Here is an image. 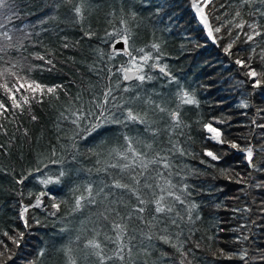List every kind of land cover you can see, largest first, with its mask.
<instances>
[{"label": "trees", "instance_id": "16d2710c", "mask_svg": "<svg viewBox=\"0 0 264 264\" xmlns=\"http://www.w3.org/2000/svg\"><path fill=\"white\" fill-rule=\"evenodd\" d=\"M162 3L5 0L0 5V101L11 107L3 86L15 90L29 78L59 86L51 95L45 92L42 104L39 95L33 100L30 91L17 92L23 114L13 108L0 119L8 133L0 130V238L15 249L3 232L27 233L9 264H25L42 246L48 255L41 264H189V259L191 264H243L219 251L245 248L250 264H264V188L241 191L245 185L235 182L240 178L236 173L247 177L250 169L235 150L219 162L201 163L209 161L205 148L227 149L205 138L202 122L228 120L215 126L246 145L240 137L249 136L256 109L264 108V90L251 97L253 107L238 108L251 91L247 85L234 87L244 79L242 72L217 46L204 41L187 0H167L175 18L171 23L169 17L156 15ZM241 7L230 5L229 11ZM78 8L82 18L75 14ZM262 8L258 0H248L245 18L251 13V18L264 19L259 16ZM125 36L130 37L128 53L109 54V45ZM160 41L166 53L162 63L195 92L198 107L179 102L176 84L169 86L170 80L158 71L150 45ZM145 46L148 51L142 50ZM234 51L247 55L250 47L238 44ZM41 55L53 64L37 59ZM258 65L257 57L254 67ZM131 67L145 80L123 84L122 70ZM22 96L32 101L30 108ZM257 119L264 123V117ZM251 132L252 143H264L262 130ZM261 158L264 154L256 157ZM28 171L32 175L17 185L15 179ZM254 177L253 183L264 181V173ZM42 178L58 182L46 188L38 183ZM41 192L42 207L29 208L30 228L25 229L18 219L20 204H34ZM194 202L196 211L191 209ZM245 206L252 209L257 226L239 244L235 237L240 233L232 229L244 222L243 213L233 209ZM94 242L100 247H93ZM177 242L192 250L189 258L171 246Z\"/></svg>", "mask_w": 264, "mask_h": 264}, {"label": "snow or ice", "instance_id": "6c2138e0", "mask_svg": "<svg viewBox=\"0 0 264 264\" xmlns=\"http://www.w3.org/2000/svg\"><path fill=\"white\" fill-rule=\"evenodd\" d=\"M4 2L5 0H0V5H2ZM187 2L188 11L191 13L192 20H194L200 26V31L203 35L204 41L206 43L210 42L213 46H217L220 49L222 55L226 59L230 60V62L237 66L242 72L244 79L236 81L234 87L241 89L245 88L246 85L250 86L251 91L245 92L244 96L238 101L237 107L240 109H249L250 107H253L251 97L256 94L257 90H264V46H262V42H264V19L251 18V13L248 14L247 18H245L244 10L248 7V0H235V3H233V0H227V2L226 0H187ZM258 3L264 5V0H258ZM166 4L167 0H164V3L157 6L158 12L156 15L169 17V23H171L175 18L171 16ZM237 4H241L243 7L236 8L234 11L230 12L229 6L231 5L235 8V5ZM75 14L82 18V13L79 8L76 9ZM259 16L264 18V8L260 10ZM41 23H45V21H42ZM166 29L169 31V33H171L170 28H167L166 26ZM88 38L91 39V33L88 34ZM189 39L192 38L189 37ZM129 41V36H125L122 39H117L111 43V49L118 55H123L125 46L129 44ZM119 43L123 44L124 47L122 49L116 48V44ZM238 44L249 45L250 51L247 55H245L244 52L237 53L234 51ZM200 46L201 45L197 43L196 47L199 48ZM64 47H69V44L65 42ZM164 47L165 45L163 41L153 42L150 45V48L153 50L150 53V56L156 58L158 71L164 75L165 79L170 80L169 86H171L172 83L176 84L178 88L177 97L179 102H182L184 106L198 107L199 100L197 99L195 92L181 85L179 79L169 69V65L167 63H162L166 57ZM142 50L148 51L147 46H145ZM257 57L259 60V65L254 67ZM37 59L44 61L45 64L49 66L53 64V61L51 59H47L44 55L37 57ZM113 59H115V57H113ZM161 64L162 66H160ZM38 67L40 70H44L43 65ZM35 70L36 68L33 69V71ZM48 70L52 69L49 68ZM0 76H3V73H0ZM133 78L144 81L146 77L144 75L136 76L135 74H125L124 76L125 81L131 80ZM147 78L151 79L152 77L149 76ZM58 87L59 86L55 85H44L41 82L32 80L31 78H29L28 82H18V87L15 90L9 88L7 85H4L3 90L7 94V100L11 102V107L8 104L0 101V119H3L13 108L21 109V115L23 114L22 106L17 100V92L28 90L32 93L33 100L37 95H39L40 100L38 102L42 104L44 102L43 98L45 92H47L48 95H51L58 91ZM21 98L23 103L28 105L30 108L32 101L29 100L28 96H22ZM257 117H264V108H257L256 116H254L251 120V128L260 129L262 130V133H264V123L258 122ZM32 119H36L34 114L32 115ZM228 123V120L221 118H213L212 122H202V129L207 134L205 138L212 141L216 145H227V149L214 151L205 148L203 151V156L209 158V161L201 160V163H209L210 161L219 162L223 160L225 156L230 154L229 150H235L242 154L243 161L245 162L247 168L250 169V171L247 173V177H244L240 173H236V176L240 178L235 179V182L237 184L243 183L245 185L241 191L247 194L251 187H255L257 189L264 188V181L253 183L255 179L254 173H264V158L256 159L258 155L264 154V143H260L259 141H257L255 144L252 143V140L255 138V134L251 132V128L249 136L240 137V139L248 141L246 145H242L236 140L229 139L221 128L215 126L216 124ZM0 130H3L5 135L8 134L3 124H0ZM260 140L264 141V134L260 135ZM0 147H3V145H0ZM227 171V169L222 170V173L226 174ZM31 175L32 173L30 171H28L27 174H21L15 179V183L17 185H23L25 180H27ZM227 178L231 179V177ZM55 182L58 181H53L48 178H42L38 181L39 184L45 186L46 188L48 185ZM113 187L117 186L113 185ZM43 195V192L37 195L35 197V203L31 205H25L23 202H21L18 219L23 222L25 229L30 228V222L27 216L29 208L42 207L41 197H43ZM101 195L103 196V191L101 192ZM53 208L58 210L59 206L54 204ZM197 208L198 205L195 202L192 203L191 209L196 211ZM233 212L243 213L244 222L238 227H234L232 229L233 232L240 233V235L235 237V243L243 244V242L249 239L251 230L257 226V220H253L251 218L250 214L252 209L249 206H245L243 209H233ZM260 212V219H264V202H262ZM189 219L192 220L191 214ZM199 219V215L195 216V220ZM223 230L224 229L221 228V231ZM2 235L3 237H7L8 241H10L12 245H15V249H13L9 245L4 244V241L2 238H0V244H4L3 250H0V264H9V262H14L18 252L21 250L27 233L25 231H16L15 235H12L9 234L8 231H4ZM92 246L99 248L100 244L99 242H94ZM171 246L176 250L179 256L189 258V255L192 253L191 249L185 250V246L182 243L177 242ZM197 247H199V245H197ZM47 255L48 250L46 246H42L37 250L36 255L31 260L25 261V264H41V261L44 260ZM219 255L224 256L226 259L238 257V259L241 260L243 264H250L248 259V251L246 248L242 249L238 253H225L221 249L219 251ZM189 264H191V259H189Z\"/></svg>", "mask_w": 264, "mask_h": 264}, {"label": "water", "instance_id": "95a60500", "mask_svg": "<svg viewBox=\"0 0 264 264\" xmlns=\"http://www.w3.org/2000/svg\"><path fill=\"white\" fill-rule=\"evenodd\" d=\"M124 46H123V44L122 43H119V44H116V48L117 49H122ZM109 53L110 54H113V53H116V52H114L112 49H111V47L109 48ZM124 53H127V51H126V47H125V49H124ZM138 73H139V70L138 69H124L123 70V83L124 84H129V83H132L136 78H133V79H131V80H128V81H125L124 80V76H125V74H128V75H133V74H135L136 76L138 75Z\"/></svg>", "mask_w": 264, "mask_h": 264}, {"label": "rangeland", "instance_id": "374dc122", "mask_svg": "<svg viewBox=\"0 0 264 264\" xmlns=\"http://www.w3.org/2000/svg\"><path fill=\"white\" fill-rule=\"evenodd\" d=\"M111 47V44L109 45V48ZM110 54V53H109ZM114 54H116V53H114Z\"/></svg>", "mask_w": 264, "mask_h": 264}]
</instances>
